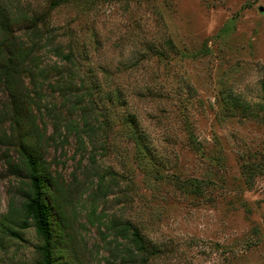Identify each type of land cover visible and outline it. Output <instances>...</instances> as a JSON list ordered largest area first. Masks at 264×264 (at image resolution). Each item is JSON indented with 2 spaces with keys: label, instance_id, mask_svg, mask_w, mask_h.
Masks as SVG:
<instances>
[{
  "label": "rangeland",
  "instance_id": "obj_1",
  "mask_svg": "<svg viewBox=\"0 0 264 264\" xmlns=\"http://www.w3.org/2000/svg\"><path fill=\"white\" fill-rule=\"evenodd\" d=\"M37 10L48 0H18ZM62 41L77 38L101 97L108 148L88 157L72 133L44 123L43 153L61 187L67 217L68 264H117L127 250L114 225L130 220L155 245L145 264H264V120L221 107L231 86L250 102L264 75V0H67L49 10ZM17 32H21L16 28ZM66 33H68L66 35ZM167 36L174 52L157 56L148 40ZM79 48V47H78ZM42 64H60L41 49ZM50 80L56 73L47 74ZM92 84V83H91ZM117 90V91H115ZM68 119L67 102L42 89ZM132 111L158 158L137 151L123 122ZM9 106L0 84V214L17 207L25 177L9 135ZM258 163L246 177L244 169ZM56 213L55 209L53 210ZM4 238L0 264H35L40 242L33 225ZM151 249V248H150Z\"/></svg>",
  "mask_w": 264,
  "mask_h": 264
},
{
  "label": "trees",
  "instance_id": "obj_2",
  "mask_svg": "<svg viewBox=\"0 0 264 264\" xmlns=\"http://www.w3.org/2000/svg\"><path fill=\"white\" fill-rule=\"evenodd\" d=\"M65 1L48 0L44 9L37 10L18 0H0V84L7 95L10 113L8 133L13 137L19 162L9 161L8 165L18 167L16 171H21L25 177L19 205L0 214V244L6 237L20 236L15 226L24 228L30 222L40 238L35 245V264H68L62 259L64 251L61 248V243H65L68 237L67 217L62 205L66 193L58 195L61 187L44 157L45 125L38 126L37 114L50 118L52 133L63 132L62 136L72 133L78 150H84L88 144V157L96 158L95 151L108 148L103 128L104 115L101 116L98 101L101 97L106 101L112 95L119 97L118 92L108 89L96 98L95 94L98 95L102 89L94 72L91 71L87 77L92 84L85 83L86 77L80 72L82 60L87 58L83 44L77 45V38H72V34L62 41L60 36L65 32H56L50 24L49 10ZM143 47L157 56L174 52L173 43L167 36L148 40ZM42 48L60 60V64H42ZM51 71L58 79L48 78ZM258 83L260 96L257 102L241 97L231 86L220 88L218 99L221 107L238 109L243 115L259 114L264 120V75ZM44 87L62 95L67 102L68 114H73L71 117L64 119L58 104L44 98ZM122 119L128 125L127 134L137 151L146 158L161 161L152 138L135 113L127 111ZM259 165L249 164V168L244 169L246 177ZM114 227L127 248L117 264H145L155 251L154 243L128 219L118 221Z\"/></svg>",
  "mask_w": 264,
  "mask_h": 264
}]
</instances>
